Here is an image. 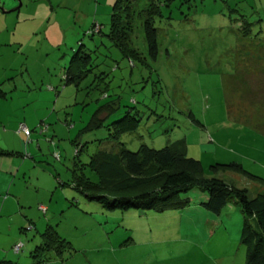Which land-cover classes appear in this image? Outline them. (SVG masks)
Masks as SVG:
<instances>
[{
    "label": "rangeland",
    "instance_id": "1",
    "mask_svg": "<svg viewBox=\"0 0 264 264\" xmlns=\"http://www.w3.org/2000/svg\"><path fill=\"white\" fill-rule=\"evenodd\" d=\"M113 1L0 0V81L10 89L0 119L16 132L19 124L29 131L26 140L18 135L27 147L20 156L24 173L15 182L18 202L11 229L0 216V240L6 239L5 231L19 249L3 247L0 260L244 264L233 218L228 238L218 231L211 235L198 199L163 212L107 209L72 182L80 173L97 182L86 163L98 151L113 153L121 146L134 151L140 144L156 149L180 138L190 141L186 154L199 160L205 175L209 164L235 162L264 177V134L251 124L254 109L240 101L236 90L247 84L242 75H252L250 85L256 86L261 80L256 75L264 74V0H170L153 17L154 60L146 53L136 12L128 32V46L136 54L110 40ZM77 49L88 54L86 75L65 83L64 70ZM94 113L96 125L85 129ZM125 113L137 119V126L114 135L111 123ZM224 177L246 188L249 197L264 190V180L231 171ZM192 191L200 193L193 189L185 196ZM228 205L239 215L233 202ZM21 212L33 218L31 228L25 229V217L19 222ZM46 224L67 244L58 254L46 251L33 258L29 251L43 242L39 234Z\"/></svg>",
    "mask_w": 264,
    "mask_h": 264
},
{
    "label": "trees",
    "instance_id": "2",
    "mask_svg": "<svg viewBox=\"0 0 264 264\" xmlns=\"http://www.w3.org/2000/svg\"><path fill=\"white\" fill-rule=\"evenodd\" d=\"M169 1L114 0L109 13L108 37L121 51L136 54L135 50L128 46V32L136 12L141 18L146 53L154 60L158 45L153 17L159 15L160 7L167 5ZM246 25L243 31L245 28L247 31ZM79 53L80 50L77 49L70 57L63 74L65 83L74 82L86 75L88 54ZM248 75L241 77V82L246 81L248 85L239 84L236 90L240 92V101L247 102V108L254 109V121L251 124L264 134V74L256 75L261 77L256 86L250 85L252 75ZM244 89H248V92L243 93ZM3 96L4 91L0 89V97ZM188 117L193 125L201 126L191 113H188ZM96 122L94 113L85 129L96 125ZM111 124L114 125L112 129L115 135L134 130L137 119L125 113ZM26 138L28 136H25V140ZM0 153L10 155L15 152L0 150ZM86 165L97 174V182L88 180L80 173L75 177L72 186L87 199L95 200L107 209L134 208L154 212L180 210L189 204V198L185 194L193 189L202 192L205 200L201 205L213 214H218L228 202H233L241 214L238 241L244 248V264H264V191L249 197L246 188L235 186L233 182H227L217 176V173L231 171L256 181L264 180V177L244 170L239 163L214 162L207 166L208 173L205 175L199 160L187 156L186 144L184 139L180 138L156 149L140 144L134 151L122 146L113 153L98 151L89 157ZM39 235L43 242L29 251L33 258L46 251L58 254L66 243L58 236L54 226L49 224H46ZM0 264L15 263L1 259ZM33 264H40V260Z\"/></svg>",
    "mask_w": 264,
    "mask_h": 264
},
{
    "label": "crops",
    "instance_id": "3",
    "mask_svg": "<svg viewBox=\"0 0 264 264\" xmlns=\"http://www.w3.org/2000/svg\"><path fill=\"white\" fill-rule=\"evenodd\" d=\"M0 89L4 91V96L0 97V106H3L5 104L6 100L9 98L7 97V93L10 90L9 88L6 89L4 85L0 81ZM7 119H5L6 121ZM20 125V124H19ZM19 125L16 132V127L14 126L12 129H9L6 127L5 122H2L0 119V150L1 151H9V152H15L14 154H1L0 153V216H4L8 219L9 225L7 227L9 229L13 226V218L12 216L16 213L14 211V205L16 201L18 202V196L15 194V186H16V179L17 175L21 174L23 175L24 171L20 170L23 164L25 163V159H22L20 156H22L23 149L27 146H21V140L19 139L20 131H19ZM15 129V130H14ZM199 139L201 137L200 131L197 133ZM10 138L9 142H6L4 139L6 137ZM21 137V136H20ZM16 140L17 144L15 143ZM10 142L12 144H10ZM186 147L187 143L190 141H185ZM194 142V141H191ZM20 157V158H19ZM264 169V164L262 166ZM252 174L259 176L258 173L251 172ZM225 172L217 173V176L224 179L227 182H231L232 177L225 178L224 177ZM232 183V182H231ZM264 189V188H263ZM264 191V190H261ZM195 191H192L191 194H189L187 197L196 200L198 199V204L200 205V208L205 210V218L207 221L211 222L208 227L210 229V234L212 235L215 231H218V234L222 237L228 238L229 235H231L230 227L228 226V223L231 221L233 223V228L236 229V232H238V229H240L241 225V214L239 212V215L236 212V209L232 206H229L228 204L223 207V209L218 213L214 214L207 211L202 205L201 202L205 200V197L202 193H194ZM19 204V203H18ZM196 204V203H195ZM43 207L42 205H38V207ZM44 208V207H43ZM238 208V207H237ZM239 211V210H238ZM21 218L18 219L19 222H24V219L26 220L25 223V229L30 228V224L33 223V218H27L26 212H21ZM217 215V216H215ZM215 216V217H214ZM22 217H25L22 219ZM233 218V219H232ZM232 219V220H230ZM17 220V221H18ZM230 220V221H229ZM31 221V222H30ZM229 221V222H228ZM3 236L6 238L5 240H0V249L2 251L3 247H7L8 245H12L13 248L15 246L14 238L11 239L8 238L9 235L5 231L2 232ZM2 237V236H1ZM232 243H235L233 240H231ZM1 255V253H0Z\"/></svg>",
    "mask_w": 264,
    "mask_h": 264
},
{
    "label": "built area",
    "instance_id": "4",
    "mask_svg": "<svg viewBox=\"0 0 264 264\" xmlns=\"http://www.w3.org/2000/svg\"><path fill=\"white\" fill-rule=\"evenodd\" d=\"M19 131H21L25 136L29 135L28 129L24 125H19ZM40 210H43V207H38ZM19 248V245L14 246V250L16 251Z\"/></svg>",
    "mask_w": 264,
    "mask_h": 264
},
{
    "label": "water",
    "instance_id": "5",
    "mask_svg": "<svg viewBox=\"0 0 264 264\" xmlns=\"http://www.w3.org/2000/svg\"><path fill=\"white\" fill-rule=\"evenodd\" d=\"M19 5H20V2H18L17 3V6H16V8H18L19 7ZM1 11H3L2 9H0ZM7 11H9V10H7ZM4 12V11H3Z\"/></svg>",
    "mask_w": 264,
    "mask_h": 264
}]
</instances>
